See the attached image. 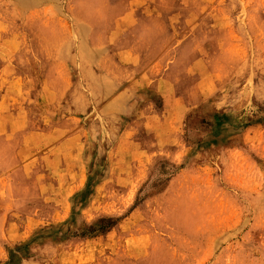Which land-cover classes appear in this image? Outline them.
<instances>
[{
	"label": "rangeland",
	"instance_id": "374dc122",
	"mask_svg": "<svg viewBox=\"0 0 264 264\" xmlns=\"http://www.w3.org/2000/svg\"><path fill=\"white\" fill-rule=\"evenodd\" d=\"M0 264H264V0H0Z\"/></svg>",
	"mask_w": 264,
	"mask_h": 264
}]
</instances>
